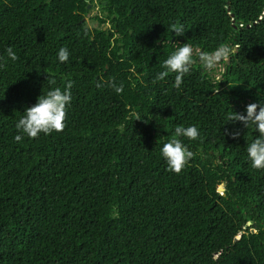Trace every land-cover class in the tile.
I'll list each match as a JSON object with an SVG mask.
<instances>
[{
    "label": "trees",
    "instance_id": "obj_1",
    "mask_svg": "<svg viewBox=\"0 0 264 264\" xmlns=\"http://www.w3.org/2000/svg\"><path fill=\"white\" fill-rule=\"evenodd\" d=\"M263 12L264 0H0V264H264V169L246 151L258 133L229 121L264 102ZM184 43L238 48L220 80L195 62L179 88L175 73L156 80ZM69 80L64 130L16 142L25 108ZM192 125L199 138L180 139L195 156L175 174L160 149Z\"/></svg>",
    "mask_w": 264,
    "mask_h": 264
},
{
    "label": "clouds",
    "instance_id": "obj_2",
    "mask_svg": "<svg viewBox=\"0 0 264 264\" xmlns=\"http://www.w3.org/2000/svg\"><path fill=\"white\" fill-rule=\"evenodd\" d=\"M170 30L177 37H182L185 34L183 24L173 23L170 25ZM233 51L230 46L224 45L212 52L202 51L197 59L203 67L212 70L220 62L228 60ZM6 52L7 57L12 61L18 59L13 47L9 46ZM69 56L70 53L65 47H61L57 53L58 60L61 63H66ZM194 62L192 46L184 43L182 47H179L163 61L162 67L165 71L158 73L156 80H164L169 73H175L173 86L179 88L183 82V77L190 73ZM50 83L55 84V80L50 81ZM108 84L114 88L117 94L123 92L122 84L116 86L114 81H109ZM72 86V81L69 80L63 90L59 87L50 88L46 94L37 97V101L33 106L25 108L24 115L15 125L18 134L15 135L14 140L20 142L24 136L35 139L40 134L49 135L52 132H62L66 127L67 106L72 100ZM101 86H103L102 83L97 84V87ZM245 112L246 114L233 112V115L229 117V121H239L245 128L252 126L258 133V136L247 146L246 151L252 168L261 170L264 169V102L247 104ZM139 119L141 118L137 115L135 120ZM174 133V137L163 144L160 154L166 161L168 170L180 174L182 169L195 156V153L190 151L180 138L197 140L200 132L195 125H192L187 127L177 126ZM230 135L233 139H236L239 133L233 132Z\"/></svg>",
    "mask_w": 264,
    "mask_h": 264
},
{
    "label": "rangeland",
    "instance_id": "obj_3",
    "mask_svg": "<svg viewBox=\"0 0 264 264\" xmlns=\"http://www.w3.org/2000/svg\"><path fill=\"white\" fill-rule=\"evenodd\" d=\"M99 8H98V4L97 3H91L90 4V11L88 12V14L85 16V22L89 27H96L97 26V21L95 19H93V16L98 13ZM193 48V54H194V60L196 64L201 65V63L199 62L198 58V53H199V49L198 48ZM232 48V47H231ZM233 49V48H232ZM234 50V49H233ZM227 61V60H226ZM226 61H222L220 62L214 69L212 70H208L207 68L202 66L203 71H205L209 76H211L212 78L218 79L220 80L221 78V74L223 72V69L225 67V63Z\"/></svg>",
    "mask_w": 264,
    "mask_h": 264
},
{
    "label": "water",
    "instance_id": "obj_4",
    "mask_svg": "<svg viewBox=\"0 0 264 264\" xmlns=\"http://www.w3.org/2000/svg\"><path fill=\"white\" fill-rule=\"evenodd\" d=\"M103 3H105V1H103ZM87 7L90 8V4H88ZM263 16H264V12L261 14V17H263ZM258 20H260V18H259ZM237 22H238V23H241V21H237ZM105 27H106V26H104V28H105ZM237 48H238L237 46L234 47V52L237 50ZM200 52H201V49H200ZM226 62L229 64V62H230V57L228 58V60H227Z\"/></svg>",
    "mask_w": 264,
    "mask_h": 264
}]
</instances>
